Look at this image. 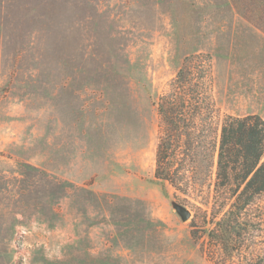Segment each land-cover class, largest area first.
I'll list each match as a JSON object with an SVG mask.
<instances>
[{
  "label": "rangeland",
  "instance_id": "obj_1",
  "mask_svg": "<svg viewBox=\"0 0 264 264\" xmlns=\"http://www.w3.org/2000/svg\"><path fill=\"white\" fill-rule=\"evenodd\" d=\"M198 53L218 121L264 119V0H0V264H213L212 192L155 177L153 103Z\"/></svg>",
  "mask_w": 264,
  "mask_h": 264
},
{
  "label": "trees",
  "instance_id": "obj_2",
  "mask_svg": "<svg viewBox=\"0 0 264 264\" xmlns=\"http://www.w3.org/2000/svg\"><path fill=\"white\" fill-rule=\"evenodd\" d=\"M215 86L212 56L198 53L185 58L155 99V177L187 198L212 192L211 217L202 235L193 225L191 236L208 240L213 264H264L248 212L264 196V119L226 115L219 122Z\"/></svg>",
  "mask_w": 264,
  "mask_h": 264
},
{
  "label": "water",
  "instance_id": "obj_3",
  "mask_svg": "<svg viewBox=\"0 0 264 264\" xmlns=\"http://www.w3.org/2000/svg\"><path fill=\"white\" fill-rule=\"evenodd\" d=\"M177 208L185 220H187L191 217V212L189 210L183 209V208H181V206H178Z\"/></svg>",
  "mask_w": 264,
  "mask_h": 264
}]
</instances>
